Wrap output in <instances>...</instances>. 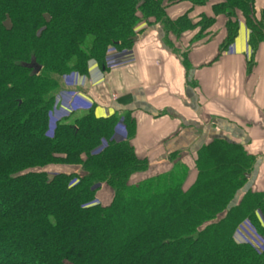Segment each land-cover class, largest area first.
<instances>
[{
	"label": "trees",
	"instance_id": "16d2710c",
	"mask_svg": "<svg viewBox=\"0 0 264 264\" xmlns=\"http://www.w3.org/2000/svg\"><path fill=\"white\" fill-rule=\"evenodd\" d=\"M179 2L226 18L220 52L240 22L252 51L264 43L254 0H0V264H264V252L234 240L245 221L264 239L263 195L237 199L255 162L241 146L214 140L192 173L174 154L170 170L135 182L149 162L129 143L126 116L70 112L48 136L58 79L87 76L90 62L106 72L108 51L130 49L138 24L179 37L214 23L192 24L189 9L170 19ZM51 165L79 173L49 178ZM102 187L108 205L95 204Z\"/></svg>",
	"mask_w": 264,
	"mask_h": 264
},
{
	"label": "crops",
	"instance_id": "0c3cea01",
	"mask_svg": "<svg viewBox=\"0 0 264 264\" xmlns=\"http://www.w3.org/2000/svg\"><path fill=\"white\" fill-rule=\"evenodd\" d=\"M188 9L194 25L201 17L214 20L202 37L198 27L174 37L161 24L141 22L128 51L131 60L119 58L106 72L90 62L87 76L71 74L60 80L61 92L78 91L97 119L118 115L132 121L129 143L149 162L147 172L134 179L170 170L174 154L192 173L197 151L224 140L241 146L255 161L237 199L247 191L264 199V43L252 51L249 32L240 22L233 43L220 52L226 18L214 16L211 4L190 9L179 2L166 13L174 19ZM254 9L257 18L264 14V0H254ZM100 190L108 191L110 202V190Z\"/></svg>",
	"mask_w": 264,
	"mask_h": 264
},
{
	"label": "built area",
	"instance_id": "2783aa9c",
	"mask_svg": "<svg viewBox=\"0 0 264 264\" xmlns=\"http://www.w3.org/2000/svg\"><path fill=\"white\" fill-rule=\"evenodd\" d=\"M55 105H58V108L61 109L67 108L68 110L70 108L71 110L68 112L83 111L90 108V105H87L83 101L81 95L77 91L61 92L56 98ZM55 123H57L56 120L52 121V129H54ZM234 238L240 244L250 245L258 253L264 252V239L255 232L248 221L243 222L238 227L234 234Z\"/></svg>",
	"mask_w": 264,
	"mask_h": 264
},
{
	"label": "rangeland",
	"instance_id": "374dc122",
	"mask_svg": "<svg viewBox=\"0 0 264 264\" xmlns=\"http://www.w3.org/2000/svg\"><path fill=\"white\" fill-rule=\"evenodd\" d=\"M200 31V30H199ZM205 32V31H204ZM203 32V33H204ZM203 33H198V38L201 36V34H203ZM181 36V35H180ZM203 36V35H202ZM130 49H131V47H130ZM130 49H125V50H123V51H116V50H114V49H110L109 51H108V53H107V55H106V67H107V69H109V68H114L115 66H117L118 65V63H119V58H120V60H126V59H132L131 57H130V53L128 52ZM117 54H122V55H120V56H118ZM123 58V59H122ZM129 60V61H130ZM65 77H67V76H65ZM80 77H84V76H80ZM58 81H59V83H60V80L58 79ZM69 91H71V90H69ZM72 91H76V90H72ZM78 92V91H77ZM60 93H61V91H60ZM79 93V92H78ZM57 108H53V110H52V112L50 113V122L52 123V121H54V120H56V122L58 121V120H60V119H62L63 117H64V115H67V114H69L70 112H68V111H70L71 109L69 108L68 110H67V108H64V109H61V108H58V105L56 106ZM61 117V118H60ZM56 124V123H55ZM53 125V124H52ZM52 128H50V130L48 131V136H52ZM118 130H119V132H117V133H119V137H122V135H123V127L120 125V127L118 128ZM149 165V164H148ZM72 168H70V167H60V166H58V165H51V166H47V167H45L43 170L45 171V172H47L48 173V177L49 178H51L53 175H55V174H58V172H65V173H67V172H72V171H74V173H79V170L76 168V169H73V170H71ZM141 179H135L134 181L136 182V181H140ZM74 183V182H73ZM72 183V184H73ZM108 191H106V190H103V194H101V190H99L98 192H97V196H96V200H95V204L96 203H100V204H102V205H104V202H106L105 204H108V202H109V199L110 198H106V196L108 195V193H107ZM103 196V198L105 197V199L104 200H102L103 201V203H102V201H99V200H101V199H103V198H101Z\"/></svg>",
	"mask_w": 264,
	"mask_h": 264
},
{
	"label": "water",
	"instance_id": "95a60500",
	"mask_svg": "<svg viewBox=\"0 0 264 264\" xmlns=\"http://www.w3.org/2000/svg\"><path fill=\"white\" fill-rule=\"evenodd\" d=\"M136 40H137V38L134 37V38H133V42H135ZM27 67H28V68H32V70H33L34 73H38V71H39V69H40V68H39L35 63H33V62H31L30 64H28Z\"/></svg>",
	"mask_w": 264,
	"mask_h": 264
}]
</instances>
